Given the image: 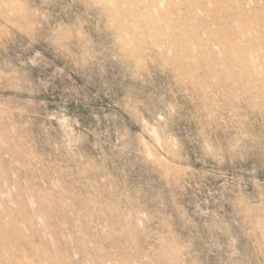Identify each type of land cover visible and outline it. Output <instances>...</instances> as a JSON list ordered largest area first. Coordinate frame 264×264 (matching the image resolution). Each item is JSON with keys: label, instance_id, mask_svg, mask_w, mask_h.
Returning a JSON list of instances; mask_svg holds the SVG:
<instances>
[{"label": "rangeland", "instance_id": "1", "mask_svg": "<svg viewBox=\"0 0 264 264\" xmlns=\"http://www.w3.org/2000/svg\"><path fill=\"white\" fill-rule=\"evenodd\" d=\"M0 264H264V0H0Z\"/></svg>", "mask_w": 264, "mask_h": 264}]
</instances>
